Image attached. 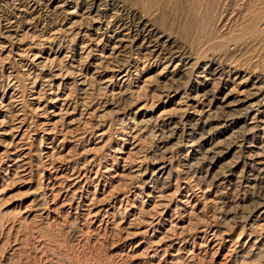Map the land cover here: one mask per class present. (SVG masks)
I'll return each instance as SVG.
<instances>
[{"label": "rangeland", "instance_id": "1", "mask_svg": "<svg viewBox=\"0 0 264 264\" xmlns=\"http://www.w3.org/2000/svg\"><path fill=\"white\" fill-rule=\"evenodd\" d=\"M69 1L0 0V264H264V1Z\"/></svg>", "mask_w": 264, "mask_h": 264}, {"label": "bare ground", "instance_id": "2", "mask_svg": "<svg viewBox=\"0 0 264 264\" xmlns=\"http://www.w3.org/2000/svg\"><path fill=\"white\" fill-rule=\"evenodd\" d=\"M28 1V0H27ZM51 1V0H50ZM63 1V0H62ZM72 1V0H70ZM69 1V2H70ZM154 0H148V2H153ZM262 1V0H261ZM264 1V0H263ZM13 2V1H12ZM16 2V1H15ZM18 3V2H17ZM81 3V2H80ZM94 3V2H93ZM92 3V4H93ZM100 3V2H99ZM98 3V4H99ZM110 3V2H109ZM120 3V2H119ZM48 4H49V1H48ZM107 4V3H106ZM16 5V3H15ZM25 5V4H24ZM36 5V4H35ZM47 5V4H46ZM101 5V4H100ZM113 5V4H112ZM116 5V4H115ZM120 5V4H119ZM45 6V5H44ZM99 6V5H98ZM104 6V5H103ZM118 6V4H117ZM123 6V4H122ZM27 7V6H26ZM47 7V6H46ZM44 7V8H46ZM95 7V6H94ZM107 7V6H106ZM132 7V6H131ZM15 8V7H14ZM17 8V7H16ZM20 8V7H19ZM48 8V7H47ZM62 8V7H60ZM59 6H58V9H60ZM64 8V7H63ZM70 8V7H68ZM73 8V7H72ZM75 8V7H74ZM101 8V7H100ZM112 8V7H111ZM118 8V7H117ZM122 9V7H120ZM24 9V8H23ZM65 9V8H64ZM81 9V8H80ZM93 9V8H92ZM121 9H118L121 10ZM125 9V8H124ZM21 10V9H20ZM24 10H27V9H24ZM38 10V9H37ZM62 10V9H61ZM129 10V9H128ZM34 11V10H33ZM101 11H104L103 9H97V12H101ZM107 11V10H106ZM115 11V10H114ZM18 13V11H16ZM38 12V11H37ZM42 12V11H41ZM62 12V11H60ZM82 12V11H81ZM126 12V11H125ZM124 12V13H125ZM65 13V12H64ZM147 13V12H146ZM261 13V12H260ZM263 13V12H262ZM20 14V12H19ZM45 14V13H44ZM62 14V13H61ZM123 14V13H122ZM121 14V15H122ZM129 14V13H128ZM6 15V14H5ZM47 15V14H45ZM59 15V14H58ZM86 15V14H85ZM124 15V14H123ZM9 16V15H8ZM13 16V15H12ZM20 16V15H19ZM83 16V15H82ZM90 16V15H89ZM259 16V15H258ZM60 17V16H59ZM58 17V18H59ZM62 17V16H61ZM65 17V16H64ZM99 17V16H98ZM120 17V15H119ZM117 15H113L110 17V20L107 22L106 21V24L104 25L103 23V26H105V28H107L108 30L110 29H113V31L111 33H113V35L110 37V40L112 42H114V49H119L123 46L122 43L124 42H128L130 41L131 39V28L132 27L131 25H129L130 23L128 21H125L126 19H120ZM130 17V16H129ZM128 17V19H129ZM135 17V16H134ZM26 18V17H25ZM57 18V17H56ZM124 18V17H123ZM150 18V17H149ZM5 19V18H4ZM18 19V18H17ZM9 20V19H8ZM16 20V19H15ZM15 20H14V23H15ZM22 20V19H21ZM61 20V19H60ZM135 20V19H134ZM264 20V19H263ZM2 21V20H1ZM5 21V20H4ZM17 21V20H16ZM55 21V20H54ZM3 22V21H2ZM9 22V21H8ZM24 22V21H23ZM59 22V21H58ZM263 22V21H262ZM14 23H11V29L13 27H15L16 25ZM95 23V26L96 24H101L100 22H94ZM137 23V22H136ZM4 24V23H3ZM92 24V23H91ZM264 24V23H263ZM69 25V24H68ZM9 26V24H8ZM90 26V25H89ZM81 27V26H80ZM79 27V28H80ZM136 29H139V31L141 33H144L142 34V37H141V41H140V45L138 46L139 49H140V52L144 55V56H149L150 58L152 56H162V59L164 60L165 58L163 56H167L169 55V57L167 58L168 61H170L171 63H173L174 61L176 60H179L180 62L184 63V61H186L185 59H183V57L181 56H178L179 52H177V50H174V51H170L169 54L166 53V51H169L168 49H166L163 45H161L160 43V39H161V35L160 33L154 28L152 27V25L150 24V22L145 19L144 17L143 18H140L138 23L135 24L134 26ZM4 28V27H3ZM21 28V27H20ZM258 28V27H257ZM257 28H254L251 33L252 34H257L256 36H258V33H260V29H257ZM57 29V28H56ZM73 29V28H71ZM75 29V28H74ZM73 29V30H74ZM77 29V28H76ZM13 30V29H12ZM79 30V29H78ZM77 30V31H78ZM85 30V29H84ZM94 30V29H93ZM100 30V29H99ZM106 30V29H105ZM7 31V30H6ZM11 31V30H10ZM66 31V30H65ZM103 31V30H102ZM100 31V33L102 32ZM122 31V32H121ZM127 31V32H125ZM248 31V30H247ZM14 32V31H13ZM18 33V32H17ZM21 33V32H20ZM93 33V32H92ZM104 33V31H103ZM133 33V32H132ZM262 33V32H261ZM19 34V33H18ZM90 34V33H89ZM102 34V33H101ZM100 34V35H101ZM249 34V33H248ZM252 34H249V35H252ZM17 35V34H16ZM77 35V34H76ZM84 35V34H83ZM87 35V34H85ZM105 35H106V32H105ZM261 35V34H260ZM9 36V35H8ZM60 36V35H59ZM79 36V35H78ZM77 36V37H78ZM134 36V35H133ZM136 36V35H135ZM255 36V37H256ZM264 36V35H263ZM13 37V36H12ZM17 37V36H16ZM70 37V36H69ZM76 37V38H77ZM261 37V36H260ZM101 38V37H100ZM133 38V37H132ZM168 38V37H167ZM49 39V38H48ZM85 39V38H83ZM87 39V38H86ZM135 39V38H134ZM248 39V38H247ZM57 40V39H56ZM89 40V39H88ZM137 40V39H136ZM166 40V39H165ZM102 41V40H101ZM107 41V40H106ZM168 41V40H167ZM86 42V41H85ZM89 42V41H88ZM236 42V41H235ZM241 42V41H239ZM244 42V41H242ZM246 42V41H245ZM131 43V42H130ZM138 43V42H137ZM237 43V42H236ZM132 44V43H131ZM170 44V43H169ZM83 45V44H82ZM81 45V46H82ZM94 45V44H93ZM97 45V44H96ZM128 45V44H127ZM166 45V44H165ZM103 46V45H102ZM125 46V45H124ZM123 46V47H124ZM136 47V46H135ZM92 48V47H90ZM89 48V49H90ZM98 49V48H96ZM109 49V48H108ZM124 49V48H123ZM180 50L182 48H179ZM178 49V50H179ZM82 50V49H81ZM135 50V49H134ZM96 51V50H95ZM108 51V50H107ZM110 51V50H109ZM137 51V50H136ZM185 51V50H184ZM93 52V51H92ZM126 52V51H125ZM132 52V51H131ZM135 53V52H134ZM185 53V52H184ZM108 54V53H107ZM124 55V54H123ZM128 55V53H127ZM188 55V54H187ZM106 56V55H105ZM118 56V55H117ZM132 56V55H131ZM134 56V55H133ZM191 56V54H190ZM128 57V56H127ZM119 58V57H118ZM135 58V57H134ZM145 58V57H144ZM143 58V59H144ZM191 58V57H190ZM140 59V58H139ZM155 59V58H154ZM183 59V60H182ZM109 60V59H108ZM127 60V59H126ZM113 61V60H112ZM141 61V60H140ZM155 61V60H154ZM109 62V61H108ZM107 62V63H108ZM156 62V61H155ZM187 62V61H186ZM178 63V62H177ZM181 63V64H182ZM191 63V62H190ZM162 64V63H161ZM228 64V63H227ZM176 65V64H175ZM184 66V65H183ZM170 67V66H169ZM222 67V66H221ZM223 68V67H222ZM183 69V68H182ZM223 71H219V72H215L216 75H220L222 78H225V76L227 78H231V76L233 74H236V73H233L232 70V67L229 66V69L228 68H223L222 69ZM240 70V69H239ZM238 71V70H237ZM243 71V70H242ZM204 73V72H203ZM240 75V74H239ZM124 76V74H123ZM127 76V75H126ZM202 77V76H201ZM236 77V78H235ZM234 80L233 81H236L239 80L240 82L239 83H242V84H249V83H252L253 81L252 80H249L248 78H242V76H235ZM244 77V76H243ZM254 77V76H253ZM162 78V77H161ZM240 84V85H242ZM244 85V87L246 86ZM239 87V85H238ZM250 88V87H249ZM236 89V88H235ZM229 90V89H228ZM244 90V89H243ZM230 91V90H229ZM239 92V91H238ZM229 93V92H228ZM240 93V92H239ZM247 97H245V100H254V99H259L261 98V100H259L255 106H260V105H264V78H260L259 80H257L256 82H253V84L251 85V88L250 90L247 91ZM243 97V96H242ZM195 99V98H194ZM242 99L240 98H236V100H234L232 103H228V105H226V102L223 104V107L224 109H228V108H231V107H235V106H239L238 104L240 103H244L243 101H241ZM222 102V101H221ZM234 105V106H233ZM231 111V110H230ZM203 113V112H202ZM170 117V116H169ZM238 117V116H237ZM258 124V123H257ZM249 128V127H248ZM250 129V128H249ZM250 131V130H249ZM161 168V167H160Z\"/></svg>", "mask_w": 264, "mask_h": 264}]
</instances>
